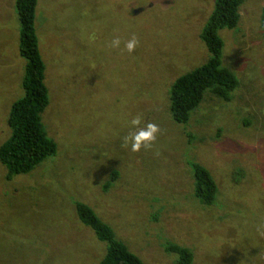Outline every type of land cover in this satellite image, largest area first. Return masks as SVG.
Masks as SVG:
<instances>
[{
    "label": "rangeland",
    "instance_id": "374dc122",
    "mask_svg": "<svg viewBox=\"0 0 264 264\" xmlns=\"http://www.w3.org/2000/svg\"><path fill=\"white\" fill-rule=\"evenodd\" d=\"M263 6L244 0L238 26L220 31L222 63L239 80L231 100L209 90L179 123L172 87L210 59L201 34L215 0H39L50 95L42 117L58 151L12 180L0 161V264H99L108 245L77 202L144 264H177L171 244L189 248L192 264H264ZM20 34L16 0H0V146L25 95ZM138 114L159 133L133 152L123 137ZM194 163L217 182L213 205L195 196Z\"/></svg>",
    "mask_w": 264,
    "mask_h": 264
},
{
    "label": "trees",
    "instance_id": "16d2710c",
    "mask_svg": "<svg viewBox=\"0 0 264 264\" xmlns=\"http://www.w3.org/2000/svg\"><path fill=\"white\" fill-rule=\"evenodd\" d=\"M38 1L16 0L21 21L20 55L27 60V64L23 80L25 95L12 104L8 118L11 135L0 146V161L7 167L9 180L32 172L58 151L57 142L49 137L42 117L50 104V95L46 84L47 67L36 29ZM243 2L215 0L214 11L201 34L210 52V59L180 76L172 87L171 109L177 122L188 123L191 113L200 106L209 90L225 101L231 100L239 80L235 72L222 63L224 41L220 31L238 26ZM261 21L264 29V6ZM193 168L196 198L204 205H213L218 194L216 180L204 166L194 163ZM76 208L80 220L108 245L99 264H144L137 254L117 238L113 228L90 205L77 202ZM167 250L177 255V264L193 263L194 254L189 248L171 244Z\"/></svg>",
    "mask_w": 264,
    "mask_h": 264
},
{
    "label": "clouds",
    "instance_id": "9594fccd",
    "mask_svg": "<svg viewBox=\"0 0 264 264\" xmlns=\"http://www.w3.org/2000/svg\"><path fill=\"white\" fill-rule=\"evenodd\" d=\"M120 40L115 38L111 41L110 46L113 48H119ZM138 45V39L133 36L129 39L124 47L129 53L135 51ZM129 127L135 129V131L129 132L123 137L124 147L130 145L131 151L139 152L142 148L149 147L157 139V134L159 133V127L155 123H145L141 115H137L135 118L128 122Z\"/></svg>",
    "mask_w": 264,
    "mask_h": 264
}]
</instances>
